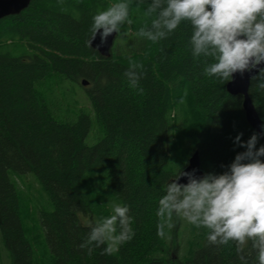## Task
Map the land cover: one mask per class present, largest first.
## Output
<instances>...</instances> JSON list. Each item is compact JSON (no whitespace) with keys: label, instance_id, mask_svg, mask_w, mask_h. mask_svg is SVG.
<instances>
[{"label":"trees","instance_id":"1","mask_svg":"<svg viewBox=\"0 0 264 264\" xmlns=\"http://www.w3.org/2000/svg\"><path fill=\"white\" fill-rule=\"evenodd\" d=\"M117 2L31 0L21 14L0 20V236L11 264H38L25 225L27 198L12 179L25 175L42 188L34 216L51 252L48 264H241L234 242L212 244L208 229L175 215L171 238L161 239L156 212L167 183L195 152L204 174H219L246 151L235 138L243 133L246 142L257 132L243 97L227 91L229 82L205 75L213 61L192 55L190 23L158 43L137 35L145 22L150 26L144 13L151 0H130L132 24L123 26L111 55L101 56L88 45L92 17ZM130 60L144 65L135 88L124 75ZM51 77L79 85L92 111L57 119L39 90ZM250 97L264 133L257 81ZM94 127L102 135L88 145ZM109 201L130 206L135 236L111 255L103 247L89 254L80 247L89 233L82 218L94 224L111 216ZM244 255L258 264L250 245Z\"/></svg>","mask_w":264,"mask_h":264},{"label":"clouds","instance_id":"2","mask_svg":"<svg viewBox=\"0 0 264 264\" xmlns=\"http://www.w3.org/2000/svg\"><path fill=\"white\" fill-rule=\"evenodd\" d=\"M130 6V0H121L106 10H98L92 17L88 45L91 47L98 33L101 43L114 32L120 36L123 26L133 22ZM144 16L152 18L150 26L145 22L137 35L152 43L167 39L182 22L190 23L192 55L213 61L204 68L209 77L229 82L235 73L250 72L264 63V0H151ZM143 69L142 63L129 61L124 75L130 86H138ZM252 80L264 89V68H259V75ZM262 134L253 133L246 142L241 139L243 133L237 135L235 144L246 151L237 153L230 165H222L226 168L223 173L209 172L198 177L195 170H181L170 180L159 199L157 236L171 238L175 215L208 229L207 239L212 244L234 242L241 264H248L244 253L249 245L258 264H264V145L256 147ZM181 177H187L188 182L180 183ZM108 204L111 216L94 224L82 218L89 233L80 247L88 249L89 254L93 247H103V254L111 255L118 245L135 236L130 206L117 201Z\"/></svg>","mask_w":264,"mask_h":264},{"label":"rangeland","instance_id":"3","mask_svg":"<svg viewBox=\"0 0 264 264\" xmlns=\"http://www.w3.org/2000/svg\"><path fill=\"white\" fill-rule=\"evenodd\" d=\"M39 90L43 93L47 104L59 120H74L81 109L92 111L91 104L79 85L62 84L56 77H51ZM101 135L102 131L100 128L94 127L87 138V144H95ZM12 179L27 198V205L30 211L26 216L24 215V219L32 241L34 239L33 249L35 250L38 264H48L51 252L47 246L43 228L40 222L39 224L36 222V217L34 216L35 200L42 198V188L32 175L12 176ZM11 262V251L4 245L0 236V264H11Z\"/></svg>","mask_w":264,"mask_h":264},{"label":"water","instance_id":"4","mask_svg":"<svg viewBox=\"0 0 264 264\" xmlns=\"http://www.w3.org/2000/svg\"><path fill=\"white\" fill-rule=\"evenodd\" d=\"M30 4L31 0H0V20L21 14L29 8ZM102 31L103 30H101V32ZM117 37L118 33L114 32L108 36L105 43H101V35L98 33L96 38L92 41L91 47L101 56L109 57ZM259 68H264V63L259 65L257 69H253L250 72L246 71L243 74H240L239 72L235 73L233 80L229 81L227 84V91L231 95H240L243 97V110L245 112L247 122L257 133H263L262 120L250 97L252 77L259 74ZM82 85L86 87L89 85V82L87 80H83ZM262 136L263 134L260 135V137ZM193 170H195V174L198 177L204 175V172L201 169L200 157L197 152H195L189 159V164L183 171L192 172ZM179 182L187 183L188 179L187 177H181Z\"/></svg>","mask_w":264,"mask_h":264}]
</instances>
